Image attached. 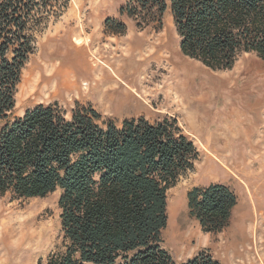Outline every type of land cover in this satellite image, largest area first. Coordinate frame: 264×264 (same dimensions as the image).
<instances>
[{
    "label": "trees",
    "instance_id": "trees-1",
    "mask_svg": "<svg viewBox=\"0 0 264 264\" xmlns=\"http://www.w3.org/2000/svg\"><path fill=\"white\" fill-rule=\"evenodd\" d=\"M66 3L0 0V199L59 190L60 244L36 264H175L162 246L166 192L198 157L175 118L100 122L89 104L52 102L8 119L36 36ZM167 9L183 55L211 69H230L243 53L264 60V0H129L119 13L141 27L161 23ZM236 200L221 183L186 194L189 214L210 233L229 224ZM181 264L220 263L201 251Z\"/></svg>",
    "mask_w": 264,
    "mask_h": 264
},
{
    "label": "rangeland",
    "instance_id": "rangeland-1",
    "mask_svg": "<svg viewBox=\"0 0 264 264\" xmlns=\"http://www.w3.org/2000/svg\"><path fill=\"white\" fill-rule=\"evenodd\" d=\"M128 1L67 0L36 36L8 119L52 102L67 110L75 103L89 104L101 115L100 122L175 118L198 157L166 192L163 248L175 264L201 251L220 264H264V60L243 53L230 69H211L181 53L168 9L161 23L140 27L119 13ZM107 19L124 23L125 32L111 33ZM144 39L171 54L180 66L177 73L180 68L186 73L183 61L196 69L192 84L186 81L182 89L179 83L186 109L172 104L166 89H156L162 80L156 62L145 68L149 78L141 79L137 58L126 50ZM210 183L228 186L237 199L229 224L216 233L202 230L186 201L189 190ZM250 194L257 213H250ZM58 195L55 190L45 197L0 199V264H36L60 244Z\"/></svg>",
    "mask_w": 264,
    "mask_h": 264
},
{
    "label": "bare ground",
    "instance_id": "bare-ground-1",
    "mask_svg": "<svg viewBox=\"0 0 264 264\" xmlns=\"http://www.w3.org/2000/svg\"><path fill=\"white\" fill-rule=\"evenodd\" d=\"M156 45H153L152 43L148 42L145 39L144 40H138V41L133 42V45H131L130 48H128L126 50V53H129V57L132 58L133 60L135 58H137L136 61H138V64H136V66L138 67L139 74H141V79L144 81L147 78H149L147 76V74H145L148 72L145 69L146 66L149 64V62H156L157 66H159L160 70L162 71L160 73V78L162 80L159 81L161 83V86H157L156 89H158V88H160L162 90L166 89L167 91L165 90L166 91L165 93L171 99L172 104L181 105L183 108L186 109V107L184 106L185 99L182 96V93H181L182 90L180 91V89H179V83L182 82L181 83L182 89H184V87H185L184 85H185L186 81H190V83L192 84V80L195 78V70L196 69L183 61V63L182 64L180 63V64H181V66L185 67L186 73L182 74L181 68H180V73H177V70H178L177 66H179V65L177 64V62L173 61V59L170 56L171 54L168 55V54L163 53L162 51L160 52L159 47ZM169 59H170V61H169ZM133 72H134V70H133ZM33 89L34 88H32V90ZM146 92L151 93L152 90L145 89V93ZM28 93L29 92H27V94ZM29 94H31V93H29ZM196 99H202V98L199 96ZM204 107H206V106L204 105Z\"/></svg>",
    "mask_w": 264,
    "mask_h": 264
},
{
    "label": "crops",
    "instance_id": "crops-1",
    "mask_svg": "<svg viewBox=\"0 0 264 264\" xmlns=\"http://www.w3.org/2000/svg\"><path fill=\"white\" fill-rule=\"evenodd\" d=\"M250 163H251V164H254V161H252V162L250 161ZM256 163H259V161H257ZM258 165H259V164H258ZM259 166H260V165H259ZM250 172L252 173L251 176H253L254 173L252 172V169L250 170ZM250 198H251L252 205H253V206H252V211H253V212H250V213H257V207H256L255 204H254V201H253L254 199H253L252 194H250Z\"/></svg>",
    "mask_w": 264,
    "mask_h": 264
}]
</instances>
